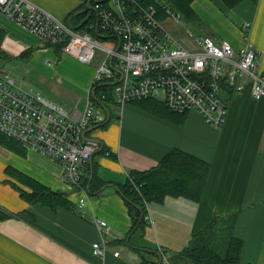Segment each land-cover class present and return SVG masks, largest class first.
<instances>
[{"label":"crops","instance_id":"obj_1","mask_svg":"<svg viewBox=\"0 0 264 264\" xmlns=\"http://www.w3.org/2000/svg\"><path fill=\"white\" fill-rule=\"evenodd\" d=\"M31 1L63 20H72L86 8L98 18L95 0ZM192 6L201 16L204 35L230 40L236 47L249 35L262 54L264 73V0H242L235 7L222 0H194ZM0 27L7 31L3 47L10 53L35 49L31 64L36 68L51 72L48 65L57 57L63 75L55 85L71 94L74 103L66 101L70 112L84 109L87 97L94 95L89 91L93 74L89 81L74 80L80 71L67 65L78 67L75 57L42 43L2 13ZM186 34L190 40H183L192 43L195 36ZM136 101L128 102L119 114L114 102L111 109L95 105L104 121L86 131L88 138L99 142V148L83 169L90 177L85 186L90 202L83 213L74 193L69 195L76 205L73 208L52 209L27 202L6 173L7 167L55 190L65 188L59 179L63 168L35 149L22 145L25 152L21 154L0 144V209L12 215L0 220V264H167L160 263L161 248L170 263L172 259L187 263L179 253L213 222L211 247L217 254L226 256L231 241L238 238L243 241L240 264H264V97L254 98L250 86L231 92L227 119L221 127L210 125L195 110L175 111V118L167 119L145 111ZM175 148L210 164L201 199L168 196L163 202H147L152 220L145 213L144 226L141 219L136 224L123 192L129 176L134 170L157 166ZM96 217L108 223L109 249L104 262L93 251V243L102 238Z\"/></svg>","mask_w":264,"mask_h":264},{"label":"built area","instance_id":"obj_2","mask_svg":"<svg viewBox=\"0 0 264 264\" xmlns=\"http://www.w3.org/2000/svg\"><path fill=\"white\" fill-rule=\"evenodd\" d=\"M94 6L98 18L87 23L85 30L31 0H0V13L42 43L61 45L62 52L82 63L97 62L89 89L93 93L99 84L112 86L118 114L128 102L154 98L172 111L195 110L210 125L221 127L231 92L250 86L254 98L264 97L262 54L249 35L240 47L206 35L195 36L190 43L167 26V19L178 23L182 19L170 8L161 17L157 7L143 0H95ZM246 28L251 29L250 22ZM108 97V92L102 94L103 99ZM95 105L90 94L83 110L67 111L40 93L24 91L9 73L0 71V131L61 164L59 179L77 194L81 213L90 202L83 169L99 148V142L88 138L86 131L104 121ZM129 180L136 184L131 175ZM145 203L146 218L152 220ZM95 223L102 238L93 243V251L104 262L109 249L108 223L98 217ZM160 251L163 261L171 264L165 250Z\"/></svg>","mask_w":264,"mask_h":264},{"label":"trees","instance_id":"obj_3","mask_svg":"<svg viewBox=\"0 0 264 264\" xmlns=\"http://www.w3.org/2000/svg\"><path fill=\"white\" fill-rule=\"evenodd\" d=\"M194 0H143L147 5H153L158 8L159 15L165 17V8H170L174 12L180 13L182 18L187 23H202L201 16L193 8ZM227 6L235 7L242 0H222ZM86 8V7H85ZM84 8V9H85ZM86 8L82 13H76L72 20H66L76 29L81 30L86 27V24L96 21L97 17L94 12ZM89 14V15H88ZM86 15L87 17L85 18ZM94 35H99L96 31H91ZM7 36V31L0 27V58L11 60L14 58H22L28 60L33 51V47L24 49L19 55H14L3 47V42ZM101 37V35H99ZM57 51H62V46L57 45ZM112 86L106 83L99 84L95 87V95L92 99L95 104L100 106L105 105L111 109L112 101ZM108 92V99H103L102 94ZM145 111L153 113L157 116L174 119L175 111L168 108L163 102L154 99H140L136 101ZM0 143L4 146H9L19 153L24 154L25 148L22 143L12 137H9L0 131ZM210 164L181 149L175 148L169 151L159 162V164L151 169L144 171H132L131 176L135 180V185L129 182L123 189L133 214L135 223L141 226L145 224L146 203L150 201L163 202L168 196H184L195 201H199L205 189L207 176L209 173ZM6 173L13 178L14 186L19 189L21 196L30 204L40 203L49 206L52 209L58 207H75L74 201L69 198V194L61 190H55L44 185L35 178L20 171L15 167H7ZM10 179V178H9ZM93 182L95 179H92ZM90 177L84 178L85 185H89ZM92 183V182H91ZM93 184L91 185L92 189ZM90 190V188H89ZM26 212V211H25ZM12 216L10 213L0 209V220ZM144 226V225H143ZM214 222L209 225L204 231L197 234L189 247L179 253V257L187 260V263H181L172 259V264H240V256L243 248V241L234 238L229 246L226 256L217 254L211 247L213 237Z\"/></svg>","mask_w":264,"mask_h":264},{"label":"rangeland","instance_id":"obj_4","mask_svg":"<svg viewBox=\"0 0 264 264\" xmlns=\"http://www.w3.org/2000/svg\"><path fill=\"white\" fill-rule=\"evenodd\" d=\"M232 17L236 18L235 15H232ZM166 24L171 30L177 32L180 35V37L185 38L186 41L190 40V36L186 34V31L194 36L204 35L203 25L197 22L187 23L182 18L180 23L172 19H167ZM85 29L86 28L84 27L82 30ZM62 53L66 54L65 52ZM31 60H32L31 57L28 60L22 58H14L5 61H3L0 58V71L4 73H9L11 77L15 79L16 84L24 91L32 92V93H40L46 100H49L50 102L60 107H63L65 110L68 111L69 110L68 108L70 107L66 106L69 105V103H66V101L74 103V100L70 98L71 94H69V92H67L64 88H62L61 86L57 87L55 85L57 80L60 81L59 78H62L63 75L62 71H60L59 69L60 64L58 58L55 57L51 61V64L48 65L51 67L52 70L51 72H47L41 68H36L34 65L31 64ZM47 60L45 61V63H47ZM96 64L97 62H93L92 64H87L78 61V65H79L78 67H76L74 64L67 65V67L73 71L75 70L80 71L78 73V76L75 77L74 80L89 81L91 74H93L94 76ZM54 69L56 71L58 70V73H55ZM92 84L93 82H91L90 86H92ZM91 89L92 87L89 89L90 92ZM123 109L121 111H123ZM1 150L3 153H7V154L9 153L7 149H1ZM66 185L68 184L66 183ZM66 185L65 188L62 189L61 191L66 192L70 195L72 191H69Z\"/></svg>","mask_w":264,"mask_h":264},{"label":"water","instance_id":"obj_5","mask_svg":"<svg viewBox=\"0 0 264 264\" xmlns=\"http://www.w3.org/2000/svg\"><path fill=\"white\" fill-rule=\"evenodd\" d=\"M94 95H95V91H94ZM162 261H163V260H161V262H160V263H162Z\"/></svg>","mask_w":264,"mask_h":264}]
</instances>
